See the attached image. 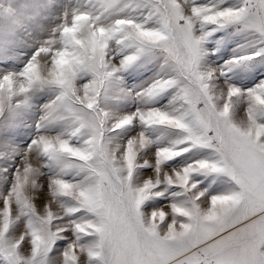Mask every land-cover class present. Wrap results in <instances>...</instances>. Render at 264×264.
I'll return each mask as SVG.
<instances>
[{
  "label": "snow or ice",
  "instance_id": "6c2138e0",
  "mask_svg": "<svg viewBox=\"0 0 264 264\" xmlns=\"http://www.w3.org/2000/svg\"><path fill=\"white\" fill-rule=\"evenodd\" d=\"M0 264H264V0L0 7Z\"/></svg>",
  "mask_w": 264,
  "mask_h": 264
},
{
  "label": "rangeland",
  "instance_id": "374dc122",
  "mask_svg": "<svg viewBox=\"0 0 264 264\" xmlns=\"http://www.w3.org/2000/svg\"><path fill=\"white\" fill-rule=\"evenodd\" d=\"M19 3V0H0V7L12 4L16 6Z\"/></svg>",
  "mask_w": 264,
  "mask_h": 264
}]
</instances>
